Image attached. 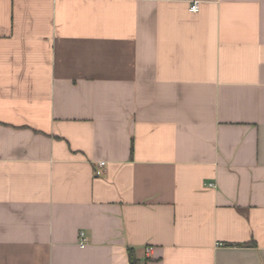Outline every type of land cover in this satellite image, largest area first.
<instances>
[{
  "label": "crops",
  "instance_id": "0c3cea01",
  "mask_svg": "<svg viewBox=\"0 0 264 264\" xmlns=\"http://www.w3.org/2000/svg\"><path fill=\"white\" fill-rule=\"evenodd\" d=\"M129 248L264 264V0H0V264Z\"/></svg>",
  "mask_w": 264,
  "mask_h": 264
},
{
  "label": "built area",
  "instance_id": "2783aa9c",
  "mask_svg": "<svg viewBox=\"0 0 264 264\" xmlns=\"http://www.w3.org/2000/svg\"><path fill=\"white\" fill-rule=\"evenodd\" d=\"M198 8H199L198 2L195 1L191 4L190 11L196 13L198 11ZM103 165H104L103 163L100 164V166H103ZM96 174L99 175L100 172H97ZM83 237H84V233H80V243L79 244L81 246H84V238Z\"/></svg>",
  "mask_w": 264,
  "mask_h": 264
},
{
  "label": "trees",
  "instance_id": "16d2710c",
  "mask_svg": "<svg viewBox=\"0 0 264 264\" xmlns=\"http://www.w3.org/2000/svg\"><path fill=\"white\" fill-rule=\"evenodd\" d=\"M127 256L129 264H139V260L136 258L134 250L133 249H127Z\"/></svg>",
  "mask_w": 264,
  "mask_h": 264
}]
</instances>
